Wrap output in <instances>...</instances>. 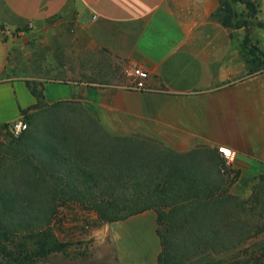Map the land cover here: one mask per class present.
I'll use <instances>...</instances> for the list:
<instances>
[{"label":"crops","instance_id":"crops-1","mask_svg":"<svg viewBox=\"0 0 264 264\" xmlns=\"http://www.w3.org/2000/svg\"><path fill=\"white\" fill-rule=\"evenodd\" d=\"M258 1L264 20V0ZM219 6V0H0V27L17 30L8 40L0 34V126L25 118L23 110L38 103L30 86L36 83L45 103L81 106L113 135L181 153L227 146L236 153L229 166L254 180L264 174V71L248 74L230 30L215 16ZM70 36L71 50L64 47ZM94 49L146 69L148 89H131L126 79L96 80L87 60L68 65L70 55ZM65 69L76 78L49 76ZM144 237L141 253L120 256L119 264H159L160 238L156 231Z\"/></svg>","mask_w":264,"mask_h":264},{"label":"trees","instance_id":"trees-1","mask_svg":"<svg viewBox=\"0 0 264 264\" xmlns=\"http://www.w3.org/2000/svg\"><path fill=\"white\" fill-rule=\"evenodd\" d=\"M233 1L245 3L253 17L261 12L256 0ZM219 2L215 16L230 28V4ZM245 43L252 55L248 68L253 71L262 52L251 41ZM30 86L38 99L32 110L52 106L43 100L42 88L36 83ZM29 109L23 112L32 123L35 111L27 114ZM0 130L5 131L0 140V264H24L65 251L69 243L59 240L52 223L68 204L93 209L109 223L155 211L162 246L159 264H264V174L254 178L250 196L243 198L232 188V170L225 161L216 164L214 174L206 175L187 168L188 153L168 146L165 157H121V143L115 141L133 144L137 136L104 130L111 147L106 148L108 156L97 158L80 148L24 135L27 130L14 137L8 124ZM32 173L43 186L40 191L16 187L2 191L6 176L13 181Z\"/></svg>","mask_w":264,"mask_h":264},{"label":"rangeland","instance_id":"rangeland-1","mask_svg":"<svg viewBox=\"0 0 264 264\" xmlns=\"http://www.w3.org/2000/svg\"><path fill=\"white\" fill-rule=\"evenodd\" d=\"M225 1L230 4L231 12H228L227 15L231 27L228 29L232 34V45L238 58L246 64L248 74L263 72L264 20L261 12L253 17L245 3L234 2L233 0ZM256 2L260 7V2L258 0ZM16 33L17 30H12L3 25L0 27V34L6 40L13 38ZM248 40L262 52L261 60L258 61L257 68L253 71H250L247 64L252 56L245 43ZM65 42L64 47L71 50L74 45L72 36L68 37ZM66 60L70 67L87 60L88 64L93 66L94 73L92 77L96 80L101 79L111 84H117L126 79L122 83L125 86H131L135 81V78L128 76L126 73V70L135 66L118 64V60L112 55L95 49L91 50L85 57L77 58L70 55ZM49 76L58 79L76 78V75H72L66 69L62 73H56V75L49 73ZM32 119V123L28 122L29 127L24 135L31 133L42 137L44 143L52 144V142H55V144H62L66 147L70 145L73 149L80 148L83 152H87L89 155L92 154L97 158H104L109 154L106 148L111 147V144H109L110 138L81 106L69 103L52 106L43 105L35 110ZM4 134L5 131L0 130V140L5 137ZM115 142L121 143L119 155L123 158H128L132 154H137L143 158H154L159 155L165 157L168 154L165 145L151 140L138 139L133 144L123 140ZM65 149L62 148L64 153ZM223 161L232 170L230 178L233 180L232 188L234 192L243 198H248L254 184L253 180L250 175L242 174V171L237 167L229 166L226 159L220 154L218 147L202 146L194 152H189L184 164L188 169L194 168L200 173L210 175L217 171L218 165L216 164L218 163L221 166ZM35 174H25L21 178H16L13 180L16 183H13L11 175L6 176L2 183V191H6L11 187L25 189L28 192L40 191L43 186L38 183V175ZM52 226L59 240L69 243L67 249L24 264H119L120 256H134L141 253L142 244L145 243L141 239L146 238L144 236H148L150 233H155L157 215L155 211L150 210L128 219L109 223L102 221L93 209H87L80 204H68L59 209ZM129 235H132V237L129 238ZM0 263H3L2 257H0Z\"/></svg>","mask_w":264,"mask_h":264},{"label":"built area","instance_id":"built-area-1","mask_svg":"<svg viewBox=\"0 0 264 264\" xmlns=\"http://www.w3.org/2000/svg\"><path fill=\"white\" fill-rule=\"evenodd\" d=\"M126 73L128 76L135 78V81L131 84V86H128L129 88L135 90L148 89L146 81L149 78V72L146 69L140 66H135L126 70ZM28 127L29 124L25 120V118H21L10 124L9 131L14 137H19L25 130L28 129ZM219 152L227 160L228 165L234 162L236 157V153L234 150L227 146H220Z\"/></svg>","mask_w":264,"mask_h":264}]
</instances>
